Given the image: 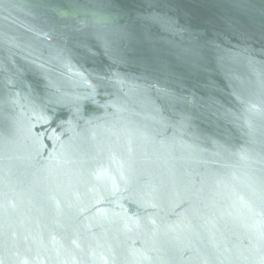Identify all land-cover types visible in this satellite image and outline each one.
Segmentation results:
<instances>
[{
    "label": "water",
    "instance_id": "95a60500",
    "mask_svg": "<svg viewBox=\"0 0 264 264\" xmlns=\"http://www.w3.org/2000/svg\"><path fill=\"white\" fill-rule=\"evenodd\" d=\"M0 264H264V0H0Z\"/></svg>",
    "mask_w": 264,
    "mask_h": 264
}]
</instances>
